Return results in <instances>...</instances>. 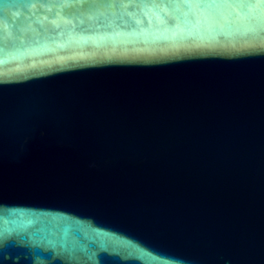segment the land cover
Returning a JSON list of instances; mask_svg holds the SVG:
<instances>
[{"label":"water","instance_id":"obj_1","mask_svg":"<svg viewBox=\"0 0 264 264\" xmlns=\"http://www.w3.org/2000/svg\"><path fill=\"white\" fill-rule=\"evenodd\" d=\"M0 264H264V0H0Z\"/></svg>","mask_w":264,"mask_h":264}]
</instances>
